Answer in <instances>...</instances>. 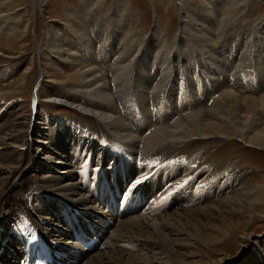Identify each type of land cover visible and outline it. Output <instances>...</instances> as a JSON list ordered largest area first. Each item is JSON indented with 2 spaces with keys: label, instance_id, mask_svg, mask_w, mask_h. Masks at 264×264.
I'll use <instances>...</instances> for the list:
<instances>
[{
  "label": "bare ground",
  "instance_id": "bare-ground-1",
  "mask_svg": "<svg viewBox=\"0 0 264 264\" xmlns=\"http://www.w3.org/2000/svg\"><path fill=\"white\" fill-rule=\"evenodd\" d=\"M183 13L185 12L183 11ZM211 13L212 12H210V14ZM222 21L224 23L227 22L226 18ZM53 30L54 28L50 27L49 32L53 33ZM51 33L48 34L52 35ZM149 40V43H146L137 56H132L133 59L125 66L121 67V65V68H116L115 72L113 71L112 93L108 92L110 85H107V83H105V78L98 74V69H92L86 65L78 69L75 76L77 77L76 81L80 84L81 90L87 92L89 97H84L82 93L77 95V93L73 92L68 95L65 92L68 95L66 100H60V98L55 99L57 104H66L82 115L95 117L100 124L98 129L89 127V129L78 130L75 124L79 125V123L74 120L54 118L52 121H54V123L57 122V127L63 133L55 134L54 132L55 135H53L51 130L42 132L39 129V123H37L39 119H37V115L34 113V115L32 114L29 117L28 123L20 124L17 128L18 131L12 134L9 132V129H7V125L4 124L7 121L6 118L10 117L12 113L9 111L12 107L6 108L4 111L1 110L0 170L4 171L3 175L5 176L4 182H0V262L2 264H28L27 249L20 252L19 247L12 245L13 243H17V240L12 233H9L11 229L14 228L11 224L13 218L19 219L18 215L22 214L26 215L38 227V230L34 231L31 235L30 240L32 239V242L29 244V247L36 240L49 241L50 250L54 254L58 252L61 255V257L58 258L57 264H150L149 258L153 259V257H156L159 253L165 255V258H172L174 260L172 264H179V260L186 257L182 254L183 252L179 251L187 246L185 237H199L203 232L205 237L202 239V244H208V233L211 235L213 233L217 234L215 236L216 238L218 235L224 237L232 228L238 227L239 222L235 220V212H239L240 209L238 203H242L241 201L247 199H252L254 203L264 201V198H262L263 195L259 196L257 192H255V194L247 192L243 187L244 180L242 177L227 173L225 170L223 171L222 165L215 166L211 171L209 170L210 168L204 170L198 169L197 167L194 168L191 164L195 159V157H193V160H186L188 166H179L176 173L170 172V178L168 180L162 177V182L158 189L159 194L153 195L154 199H152L153 197H148L147 201L150 200L148 205L146 200L143 201V198L140 199L141 202H143L141 205V209L143 210L140 209L139 212L143 214L142 216H144V218H142L140 214H137L134 218L130 217L131 219H124L122 211H120V208L117 206L111 208L116 214L115 217L108 212L104 213L105 211H103L102 219L100 217L95 218L93 214L88 216L89 211L93 212L92 210H97L98 208L91 202V197L86 196L85 193H83L84 195L81 194V192H83L82 187L75 181V169L72 164L71 156L69 155V150L72 148L75 152V162L86 159L87 157L88 163L85 164V168L99 165L103 173L105 172L107 161L112 158L117 159L120 152L125 148L130 152L129 154L132 158H138L139 161L143 160L142 164L145 163L144 165L150 170L155 169L163 162L166 163L175 159H180L181 161L188 159V157H185V159L183 157V159H181L173 155H169V158L166 154H169L177 145H181L196 137L205 138L215 135L222 138L234 137L264 149V128L260 127V116H257V110L264 111V96L259 98L260 100L250 99L252 103H250L251 106L249 109L246 108L245 114H240L237 101H234V103H236L231 111H226L222 106L216 107L212 102L211 106L214 108L213 110L217 117L216 122H204V112L201 110L199 113H192L186 123H181L180 120L178 122L173 120L175 122L173 123L175 128L173 131L167 128L170 126H165V124L171 121L177 114L186 113L195 107L204 106L207 102H210V97L218 94L226 86H235L238 79H243L244 85L247 88H256L255 90L263 88L264 70L259 72V68L264 66V52L260 50L261 48L259 49L256 45H253L252 51L249 53H242L239 49H235L237 53L234 54L233 59L238 61L239 65L233 68L231 65L232 63L227 65V63H225L226 61L220 60L227 51H232V48L231 50L221 48V51H218V49L214 50V52L212 51L213 53L206 51L203 55L212 62L206 63L208 69L201 68V65L197 62H195L193 66L190 65L187 74H189L190 77L196 78V73H198L197 78L193 81L186 74L181 51L175 52V56L173 57L174 62H176L175 64H172L173 59L171 57H166L168 54L167 49L162 51L159 57L157 56L156 62H151L152 47ZM110 42H108L107 45H103L98 53V63L104 68L108 65L116 67L118 63L130 53V49L123 51L124 48H122L120 57L117 56V60L113 62L112 58H108L106 50V46L112 43ZM51 46L61 56L72 55L63 44L57 43ZM191 48L196 55L197 47L192 46ZM145 54L147 55L143 58L142 56ZM231 54L232 53L229 54V57ZM113 56H115L114 52L111 57ZM89 58L91 59V56ZM252 58L257 59L260 66L259 68L255 66L254 61L251 62L254 64L255 70L260 74H254L253 71H251L252 76L250 77L254 75L255 77H248V79H246L247 77L245 76L246 78L244 79V73L246 72L244 69L245 61ZM151 64L155 66L153 70L150 69ZM170 64L173 65L172 69L169 68ZM72 65L76 66L77 64ZM214 65H219V67L222 65L224 67L221 70H217ZM202 69L209 70V73H205ZM232 71L234 72V76L232 79L229 78L230 80H228L225 74L231 76ZM7 72L8 71H3L1 73L0 81H3V79L7 77ZM151 72L152 74L150 75ZM61 78L66 81L71 78V74L69 76L62 74ZM37 83L39 86V82ZM113 96H118L120 98V102H118L121 103L120 112L122 114L119 116H116L117 107H115V103L113 102ZM225 97L231 101L233 99L236 100V98L238 99V96H235L234 93L225 92V95L217 100L223 102ZM245 100L247 101V99ZM86 103L97 106L98 110L87 107ZM33 112H35V110ZM71 124H73V126L70 129L69 126ZM154 125L161 127L155 126L156 128L152 129ZM67 129L72 131L69 132ZM87 130L92 132L95 131L96 134L101 133L99 134L100 137H105L104 140L109 139V141L107 143H105V141L101 142L96 134L90 133V131ZM29 132L37 133L36 135L41 138L39 143L45 144L46 147H42L40 144L32 148L31 141L27 139L29 137ZM78 132L86 135L81 136V139L78 138L72 141L74 135L76 136ZM90 138L95 139V141L98 140V143L87 145L91 140ZM167 142L171 143L169 151H167L168 147H165L167 146L165 145ZM71 144L74 147H72ZM45 150L46 152H44V155L49 161L48 166H43L40 162L42 157L39 151L43 152ZM132 163L137 165L135 161ZM216 169L227 173H224V180L220 183L216 176ZM86 171L90 170L88 169ZM48 172H54L57 177H55V179H49L48 177L50 176L44 174ZM29 173H35V175L32 176L29 175ZM141 173L144 174V171ZM186 173H189V176L186 177H190L192 180L187 181L190 184L188 191L191 193L197 191V194L195 195L194 193V195L191 196L185 193L186 195L182 197L183 201L174 199L178 196L176 192L170 194V196H172L171 209L168 212L158 214L157 209H154L155 205L162 203L167 204L168 196L167 193H165V188L168 184L174 188L183 180L179 176H185ZM35 179H38L41 184L39 190L53 197L60 196L62 199H67L69 203H72V206L77 207V212L70 216V220H72L73 223H70L68 226L78 229L81 228L84 234H89V229L93 228L95 234L92 236H96L99 240L101 239L100 245L103 244L100 246L101 248L100 251L97 252L98 254L95 253L91 258L86 260L85 256L89 253H94V251L98 249V245H96L97 249L95 248L89 253H85L83 252L84 249L81 250L80 247H77V242L72 238V232L69 231V227L59 223L61 221L60 215H62L61 210L56 209L57 212H53L54 218L52 220L51 217L49 219L42 215L41 211L43 208L41 206L30 202L28 194L30 186L34 184L33 181ZM65 180H68L66 181L67 183L62 185L61 182ZM68 182H74V184ZM199 182L203 183V186L209 187V193L201 189L197 190ZM136 183L137 181L120 180L118 178L109 180L107 185H109L108 188L118 187L120 190H125L123 196L126 197L128 195L127 198H130L129 203L133 204V195L136 196L137 194L135 187ZM128 184L132 185L128 187ZM219 185H222L220 192L215 190L216 187L219 188ZM150 187L151 185H145L140 191V196L143 191L145 192L144 196L152 194L147 192ZM112 190L114 191V189H111V191ZM198 192L201 193L199 197H197ZM187 197L192 198L190 203L184 202ZM198 198L207 199L205 200L206 204L201 205L200 208L181 210L164 217V214L170 213V211H176L178 208L181 209L184 206H190L192 202L196 205L199 203L202 204L204 201L197 202ZM46 200L51 199L46 198L42 201L48 211L56 208H50L52 206L49 205V202L45 204ZM35 206L38 207V210L34 208ZM83 218H92L96 224L82 226ZM103 219L104 221H101ZM101 222L104 224L107 222V224L110 223V225L108 224L104 227L100 224ZM77 223L78 225H76ZM13 224L19 227L22 223L16 222ZM58 227L62 228L60 229ZM63 227L65 230H63ZM154 228L155 232L153 231ZM108 229H110L112 233L109 238L105 235ZM55 233H57L58 238L52 236V234ZM61 237H65L66 240ZM69 239L72 243L69 242ZM157 239H159V241H157ZM25 240V243H29V239ZM105 240L109 241L107 249L100 253L107 243ZM119 242L131 243L134 248L128 247L126 250L134 249V253L116 248V244ZM69 243L72 245L70 249ZM124 246L125 245H123L122 248ZM135 246L141 247L136 250ZM149 249L151 251L157 250L159 253L157 252L155 256L153 254L151 255L150 251H148ZM174 250H177L179 253V260L174 258ZM78 251L82 253H78ZM162 258L164 259V257ZM166 262L167 260L164 263L166 264Z\"/></svg>",
  "mask_w": 264,
  "mask_h": 264
},
{
  "label": "rangeland",
  "instance_id": "rangeland-1",
  "mask_svg": "<svg viewBox=\"0 0 264 264\" xmlns=\"http://www.w3.org/2000/svg\"><path fill=\"white\" fill-rule=\"evenodd\" d=\"M210 12L212 13L210 14ZM225 18L226 23L222 21ZM50 27L54 28L53 33L49 32ZM148 40L152 47L151 62H156L157 56L159 57L161 52L167 49L168 54L166 57H171L173 59L172 64H175L176 62H174L173 58L175 52L181 51L186 74L190 69V65L193 66L195 62L201 65V68L208 69L206 63H211L212 61L206 59L207 57L203 54L206 51L211 53L218 49V51H221V48L233 49L232 51H227L220 60L226 61L227 65L232 63V68L237 67L239 65L238 61L233 59L234 54L237 53L235 49H239L242 53H249L252 51L253 45H256V47L261 48L260 50L264 52V0H0V75L3 71H8L7 77L3 81H0V112L12 107L9 110L12 112L10 117L6 118L7 121L5 120L7 124L6 122L4 123L7 125V129L13 134V132L18 131L17 128L20 124L28 123L31 113L29 107L30 95L33 92L34 84H38L37 82H39L38 95L41 101L38 107L39 110H35L32 114L36 113L37 119H39L37 123H39V129L42 132L51 130L53 135L61 133L56 125L57 122L54 123L52 121L54 118L74 120L79 123V125L75 124L78 130L89 129V127L98 129L100 124L95 117L82 115L66 104H57L55 99L66 100V97L73 92L77 93V95L82 93L84 97H89L87 92L81 90L75 76L76 71L86 65L89 68L98 69V74L105 78L107 85H110L108 92L112 93L113 74L116 68L125 66L133 59L134 55L137 56L146 43H149ZM108 42L111 44L106 46L107 55L109 59H113V62L117 60V56L120 57L122 48H124L123 51L130 49V53L116 67L108 65L104 68L98 63V53L101 47L107 45ZM57 43L63 44L72 55H59L51 46ZM192 46L197 47L196 55L192 51ZM113 52L115 56L111 57ZM230 53L232 54L229 57ZM146 55L142 57L145 58ZM90 56L91 59L89 58ZM251 61L255 62L256 67H260L256 58L247 59L244 64L246 71L244 79L252 76L251 71L254 74H260L259 72L264 70L263 66L259 68V72L256 71ZM72 64L77 65L73 66ZM172 64L169 66L171 69L173 67ZM215 67L217 70H221L224 66L220 65L219 67V65H216ZM154 68L155 66L151 64L150 69L153 70ZM202 70L205 73H209V70ZM62 74H65V76L71 74V78L65 81V79L61 78ZM187 75L195 81L198 73H196V78L190 77L189 74ZM225 75L230 80L233 78L234 72L232 71L231 76ZM243 85V79H238L235 86H226L218 94L210 97V102H207L204 106L195 107L186 113L177 114L169 121L171 125L167 122L165 126H170L167 128L173 131L175 129L173 123L179 120L181 123H186L192 113H199L201 110L204 112V122H216L217 117L213 110L214 108L211 106L212 102L216 107L222 106L226 111H231L236 103L234 101H237L240 114H245L246 110L251 106L250 103L252 101L250 99L258 100L264 96V87L255 90V87V89H252ZM225 92L234 93L235 96H238L239 100L236 98V100L233 99L231 101L225 97L223 102H219L217 99L223 97ZM118 101L120 102V98L113 96V102L115 103V107H117L116 116L122 114L120 112L121 103ZM86 104L87 107L98 110L97 106L89 103ZM257 113V116H260L259 125L264 128V111L257 110ZM155 126L161 127L154 125L152 129H155ZM67 131L69 130L67 129ZM90 133L96 134L95 131H90ZM36 134L29 132V137L27 138L31 141L32 148L40 144L42 147H46L45 144L39 143L41 138ZM99 134H96V136L100 140H104L105 137H100ZM85 135L78 132L76 136L74 135L72 141L78 138L81 139V136ZM104 141L107 143L109 139ZM91 143H98V140L91 139L87 145ZM165 145H167L165 147H168L167 151H169L171 143L167 142ZM71 146L74 147L72 144ZM44 152L46 150L43 152L39 151L42 157L40 162L43 166H48L49 161ZM166 155H173L181 159L188 157L185 160H193V157H195L191 164L194 168L197 167L203 170L210 168L209 170L211 171L215 166L222 165L223 171L225 170L227 173L242 177L244 180L243 187L247 192L250 194L257 192L259 196L263 195L262 198H264V149L260 146L252 145L234 137L222 138L215 135L213 137L192 138L181 145H177L175 149ZM176 160L178 159L171 161ZM78 162L80 161L78 160ZM172 163L173 165H170V162L165 163L169 164L163 170L168 171L167 176H164L162 171V177L166 180L170 178V172L176 173L179 169L178 162ZM3 172L0 170L1 183L5 179ZM226 172L216 169L219 183L224 180V173ZM44 174H48L50 176L48 177L49 179L57 177L54 172ZM29 175L33 176L35 173H29ZM185 176H189V173H186ZM35 180L33 181L34 184L30 186L31 191L29 190L28 199H31V203L38 204L43 208L40 207L42 215L45 218L49 216L48 218L50 219L51 217L53 220V212H57L56 209L62 212L64 202L72 207V203H69L67 199L54 196L57 198L56 202L61 200L63 204L58 203L55 205V209L48 211L47 207L42 203L46 199L45 196L47 194L39 190L41 184L38 179ZM66 181L68 180L61 182L62 185H65ZM68 183L74 184V182ZM202 184L200 186H203ZM221 187L222 185H219V188L216 187L215 190L220 192ZM174 188L169 186V184L165 188V193L168 196L167 204H170L172 201L170 194L175 192L172 191ZM199 189L200 187L197 186V190ZM202 191L209 193V187L207 186ZM83 193L81 192V194ZM187 193L191 196L194 193L195 195L197 194L196 191L191 193L188 190ZM144 195L145 192L143 191L142 195L138 198H143V201L146 200L148 205L150 200L147 201V198L152 197L153 194ZM127 196L120 197V200L128 202L129 212L127 215L130 214L131 216L125 218L126 215H123V218L131 219L140 213L133 215L136 212H132V204L129 203L130 198H127ZM199 196H201V193L198 192L197 197ZM51 197L54 198L52 195ZM135 197L133 195V198ZM187 199L184 200L185 203H190L192 200L191 197H187ZM205 200L207 199L198 198L197 202L204 201V204L199 203L196 205L192 202L191 207L184 206L181 209L178 208L176 211L164 214V217L177 211L200 208L201 205L206 204ZM247 200L238 203L240 209L239 212H235V220L239 222L238 227L232 228L224 237L218 235L219 237L217 236L216 238L217 234L213 233L211 235L208 233V244H202V239L205 237L203 232L199 237H185L187 246L179 251L183 252L182 254L186 257L179 260V253L177 250H174V258L179 260V264H264V201H259V204L254 203L252 199ZM50 201L55 200L51 199ZM34 208L38 210V207L35 206ZM92 211L95 212V210ZM93 215L95 218L99 217L97 214ZM142 215L141 213L140 216ZM11 224L14 228L16 227L12 222ZM58 228L61 229L62 227ZM63 230H65L64 227ZM52 236L58 238L57 233L52 234ZM108 236L110 237V234ZM61 238L65 239V237ZM69 242H71L70 239ZM106 242L100 253L107 249L109 241ZM71 243H69V249L72 248ZM123 245L125 246L122 248ZM128 247L134 248L131 243L119 242L116 244V248L134 253V249L126 250ZM140 247L135 246V249L138 250ZM100 248H96L97 250L94 253L86 255V260L100 251ZM148 251L154 256L157 252L159 253L157 250L151 251L149 249ZM159 254L153 257V259L149 258L150 264H165L166 260V264L174 262L172 258H165V255L160 254L164 257V260Z\"/></svg>",
  "mask_w": 264,
  "mask_h": 264
},
{
  "label": "snow or ice",
  "instance_id": "snow-or-ice-1",
  "mask_svg": "<svg viewBox=\"0 0 264 264\" xmlns=\"http://www.w3.org/2000/svg\"><path fill=\"white\" fill-rule=\"evenodd\" d=\"M140 181H137V183H139Z\"/></svg>",
  "mask_w": 264,
  "mask_h": 264
}]
</instances>
